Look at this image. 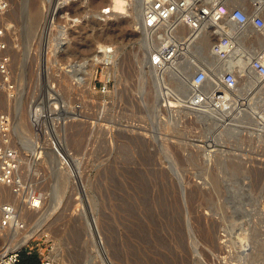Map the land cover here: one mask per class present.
Wrapping results in <instances>:
<instances>
[{
    "label": "rangeland",
    "instance_id": "374dc122",
    "mask_svg": "<svg viewBox=\"0 0 264 264\" xmlns=\"http://www.w3.org/2000/svg\"><path fill=\"white\" fill-rule=\"evenodd\" d=\"M133 1L9 0L0 23L10 26L12 68L24 95L12 139L22 155L33 144L44 147L40 161L25 160L22 168L44 203L26 212L24 194L20 202L0 187V205L16 203L28 231L57 205L24 247L49 258L57 246L51 264H264V130L254 121L264 81L255 88L239 84L202 116L185 109L197 65L216 60L201 41L200 53L192 46L194 62L185 59L176 75L157 80ZM106 3L111 20L101 22ZM251 29L259 43L264 23ZM107 46L118 50L116 62L94 80L98 53ZM92 62L93 71L81 74ZM54 84L63 95L64 123L41 122L36 130L33 116L41 112H32L31 102L47 104ZM11 104L0 91V111ZM210 115L224 120L221 130ZM52 130L73 159L71 170L46 153ZM16 234L0 231V249Z\"/></svg>",
    "mask_w": 264,
    "mask_h": 264
},
{
    "label": "built area",
    "instance_id": "2783aa9c",
    "mask_svg": "<svg viewBox=\"0 0 264 264\" xmlns=\"http://www.w3.org/2000/svg\"><path fill=\"white\" fill-rule=\"evenodd\" d=\"M240 0H144L142 21L139 26L147 37L148 44H159L155 51V59L152 58V68L158 74L173 71L178 72L183 67V60L187 64L194 62L191 45L195 44V50L201 52V33H205L210 39L208 56L214 58L215 63L211 66L206 64L197 65L192 76V93L183 102V107L197 112H207V109H218V103L226 100V94L235 91L241 80L248 77L242 71L241 65L245 63L249 75L254 73L260 81H264V49L259 48L257 37L247 30L256 24V20L264 23V0H250L257 8L255 13H250L242 5L234 4ZM260 3V6H259ZM10 9L9 0H0V18ZM110 3L100 8L99 20L108 22L113 10ZM63 33L66 35V29ZM187 29L185 36L180 41L181 33ZM10 26L0 23V91L8 100H16L19 96V86L12 68V47L10 44ZM58 33V32H57ZM65 35L60 38H64ZM59 39V38H58ZM65 42V39H63ZM264 43V35H263ZM64 45H61V48ZM108 49L99 51L100 62L97 65V72L94 80H98L100 69L111 68L114 63V46H107ZM44 58L43 69L46 67ZM74 64V63H72ZM71 65V64H69ZM69 66L66 68L68 69ZM66 71H70L72 67ZM101 75L103 72H101ZM214 78L216 80H214ZM211 81L212 87L208 90L203 88ZM109 80H105L100 92L106 93ZM96 88V86H95ZM53 95L47 104L31 102L34 106L32 112H41L33 116V126L39 130L41 122L53 120L58 125L64 123L63 112L65 103L60 90L54 85L49 87ZM53 104V111L49 105ZM30 104V105H31ZM29 105V109L30 108ZM9 110L0 111V187L10 190L17 200H21L24 194L25 200L22 204L28 203L30 210L37 211L43 205V196L37 190H33L25 181L23 173V155L12 139V115ZM47 112H55L53 118L44 116ZM259 122L264 127V105L259 113ZM49 146L70 167L68 159L62 150L57 136L52 130ZM37 151L30 156L36 162L43 158L44 147L36 143ZM71 168V167H70ZM20 212L14 202L5 203L0 210V228L14 231L15 228H23L24 222L19 221ZM29 244V243H28ZM27 244V246H28ZM39 244H37L38 246ZM25 245L0 253V264H20L21 253ZM33 249V248H32ZM39 255V254H38ZM41 264H51V260L44 256L40 258Z\"/></svg>",
    "mask_w": 264,
    "mask_h": 264
},
{
    "label": "bare ground",
    "instance_id": "6f19581e",
    "mask_svg": "<svg viewBox=\"0 0 264 264\" xmlns=\"http://www.w3.org/2000/svg\"><path fill=\"white\" fill-rule=\"evenodd\" d=\"M65 1V0H64ZM246 1L247 0H240V2L242 3V6L245 8V9H255V12L257 11V8H258V5H257V7L255 6V5H253L252 3H247V4H244V3H246ZM259 2L260 1H262V0H258ZM62 3L61 4H64V2L63 1H61ZM66 2H67V0H66ZM133 3H134V7H135V17H136V20L138 21V23L139 24H141V21H142V13H143V10H144V0H134L133 1ZM259 6H260V3H259ZM12 7V6H11ZM8 13V12H7ZM7 13H5V14H7ZM4 14V15H5ZM53 15H54V13H53ZM52 20H53V17L51 18V16L49 17V20H48V25H49V28H50V26H53V25H51V23L50 22H52ZM256 22H258V21H256ZM48 28V27H47ZM254 29H249V30H247L248 31V33H253L254 31H253ZM264 30V29H263ZM48 31V29H46L45 30V32H47ZM186 31H187V29H184L183 31H182V33L181 34H183V35H181V37L183 38L184 36H185V34H186ZM49 32V31H48ZM201 37H202V42L203 43H206V45H208V49H209V44H210V41H211V39L205 34V33H201ZM63 39V38H62ZM58 41V40H57ZM146 43V42H145ZM260 43H262V45L260 46ZM60 44V46L61 45H64L63 44V42H61V43H59ZM155 43H152V44H146V47L148 48V53L151 55L153 52H154V56H153V58L155 59V51L156 50H158V48H159V44H155V46H154V49H151L149 46H151V45H154ZM194 45V48H195V44L193 43L192 45H191V49H192V46ZM258 46H259V48H261V49H264V43H263V39H260V42L258 43ZM207 47V46H206ZM56 48V47H55ZM106 49H108V47H106ZM194 49H192V51H193ZM117 53H118V50H117ZM116 51H115V53L113 54V58L114 59H116ZM48 54H50V53H48ZM50 59V58H49ZM153 59V60H154ZM214 59V58H213ZM93 60V59H92ZM96 60V59H95ZM49 61V60H48ZM47 61V62H48ZM51 61V60H50ZM94 61V60H93ZM114 62H116V61H114ZM51 63V62H50ZM203 64H205V63H203ZM189 65V64H188ZM206 65H208V64H206ZM153 66V65H152ZM208 66H211V65H208ZM182 69V67H179L178 69ZM241 68H242V71H244L245 72V74L246 75H248V77L246 78V79H244V80H241L240 82H239V84H241V83H245L246 82V85H245V87H253V88H255V87H257V86H259V85H262V81H260V78L256 75V74H254V73H252V74H250L249 75V73L247 72L248 70H247V68H246V66H245V63H242V65H241ZM87 71H90V72H92L93 71V62H92V64L91 65H89V66H87L86 68H83V69H81V74H83V75H87V74H89V73H87ZM196 71V70H195ZM171 73H173V75H176L177 73H175V72H173V71H170ZM170 72H168V73H170ZM247 72V73H246ZM154 73L156 74V79L157 80H159V79H163V76L167 73H162V74H158V73H156L155 71H154ZM77 74V73H76ZM75 74V75H76ZM214 80H216V81H218L217 80V78L215 79L214 78ZM208 83H211V81H209ZM264 84V83H263ZM18 86H19V83H18ZM238 87H239V85H238ZM244 87V88H245ZM205 88V87H204ZM203 88V89H204ZM20 89V88H19ZM21 90H19V96L17 97V99L16 100H10V102L12 103H15V104H11V106L12 107H10L9 106V110L11 111V112H13V115H14V120H13V125H12V132H11V134H13V131H14V126H15V123L17 122L16 121V118H15V109H16V111L17 112H19L18 110H20V104H21V106H22V100H23V96L24 95H22V93L20 92ZM255 97L257 98V100L260 102V103H262V105L260 106V108H259V111L258 112H256V114H255V118H254V121H256V122H258V124H257V126L259 125L260 126V128L259 129H261V130H264V127H263V125H261L260 124V122H259V120H258V118H259V113H260V111H261V108H262V106L264 105V102H263V100H262V94H261V90H258L256 93H255ZM12 110H14V111H12ZM64 113V112H63ZM198 113H200V112H198ZM55 114V113H54ZM201 114V116H202V113H200ZM33 115V114H32ZM205 115V114H204ZM44 116H46V118H50V117H52L53 118V116L49 113V112H47V113H45L44 114ZM50 116V117H49ZM199 116V115H198ZM197 116V117H198ZM206 116H207V114H206ZM212 115H210V118L211 119H214L213 121L215 122V120H217L216 122V126H215V128H216V130H221L223 127H224V120L223 119H221V118H218V119H215V117H211ZM199 118V117H198ZM202 118V117H201ZM200 118V119H201ZM196 120V119H195ZM198 120V119H197ZM202 120H203V118H202ZM213 122V123H214ZM205 126H207V125H205ZM258 126V127H259ZM59 143H60V146H61V148L64 146L60 141H59ZM62 150H63V148H62ZM37 151V148H36V144H33L29 149H28V152H29V154L28 155H23V158H22V161L24 162L25 160H30V162H31V164H36L37 162L35 161V160H32L31 158H29V157H27V156H30L31 154H33V153H35ZM209 152V151H208ZM46 153H49V154H54L55 155V157L54 158H56L57 159V161L62 165V166H64V164H65V162L55 153V151L51 148H47V150H46ZM67 156V157H66ZM27 157V158H26ZM65 157L68 159V161H69V164H70V167H73L75 164H74V162H73V159L72 158H69L68 157V155H67V153H65ZM57 163V162H56ZM74 164V165H73ZM70 167L68 168L67 166H66V168L68 169V170H71L70 169ZM260 171L258 170V175H260V173H259ZM261 176V175H260ZM258 178V177H257ZM13 197H16V196H14V195H12ZM17 199V198H16ZM20 202H21V200H20ZM43 203H44V199H43ZM2 205H4V204H1L0 205V210H1V206ZM24 208H25V211L26 212H32L33 210H30L29 209V207H28V203H27V205H25L24 206ZM57 208V205H55V204H51L46 210H45V213L43 214V218H44V220H46L45 219V217H49L50 215H51V212H53V210L54 209H56ZM44 220L42 219V221L41 222H39V224H37V226L36 227H34V229L33 230H29L28 231V226H27V223L22 219V217L21 216H19V221L20 222H24L25 224H24V227L23 228H15L14 229V233L16 234V233H19L20 235L19 236H14V238L9 242V244L7 245H5V246H3L1 249H0V253L1 252H3V251H5V250H10V249H14V248H19V247H21V246H23V245H26V244H28L31 240H32V238L34 237V236H36L37 234H39L40 232H41V230H42V228H41V223L42 222H44ZM27 226V227H26ZM26 227V228H25ZM25 228V229H24ZM22 229H24V230H22ZM30 229V228H29ZM3 229L2 228H0V231H2ZM27 231V232H26ZM17 235V234H16ZM55 248H56V250H57V246H55ZM52 249H53V247H52ZM56 250L50 255V257H49V259L51 260V261H55L57 258H58V253L56 252ZM52 251V250H51Z\"/></svg>",
    "mask_w": 264,
    "mask_h": 264
},
{
    "label": "trees",
    "instance_id": "16d2710c",
    "mask_svg": "<svg viewBox=\"0 0 264 264\" xmlns=\"http://www.w3.org/2000/svg\"><path fill=\"white\" fill-rule=\"evenodd\" d=\"M20 264H41L40 256L37 253L22 251Z\"/></svg>",
    "mask_w": 264,
    "mask_h": 264
},
{
    "label": "water",
    "instance_id": "95a60500",
    "mask_svg": "<svg viewBox=\"0 0 264 264\" xmlns=\"http://www.w3.org/2000/svg\"><path fill=\"white\" fill-rule=\"evenodd\" d=\"M191 83H192V79H191Z\"/></svg>",
    "mask_w": 264,
    "mask_h": 264
}]
</instances>
